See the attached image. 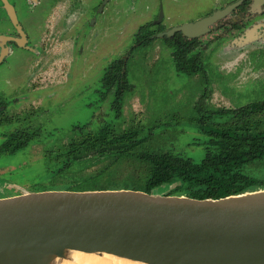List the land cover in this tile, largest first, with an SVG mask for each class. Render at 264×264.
I'll use <instances>...</instances> for the list:
<instances>
[{
    "label": "rangeland",
    "instance_id": "rangeland-1",
    "mask_svg": "<svg viewBox=\"0 0 264 264\" xmlns=\"http://www.w3.org/2000/svg\"><path fill=\"white\" fill-rule=\"evenodd\" d=\"M146 1L153 0H113L106 7L105 18L92 14L91 22L96 20L92 31L73 28L78 41H83L80 44L83 53L73 54L75 57L68 64L69 73L66 76L63 74L64 77L59 76L56 81L43 83L53 79L54 60L45 65L42 63L35 70L33 62L26 60L27 54L23 51L13 60L0 62V100L10 102L7 114L21 115L17 122L0 126V145L6 139L4 134L16 127L38 128L40 132L37 137L39 141H32L16 153H0V191L51 185L46 153L66 141L75 124L90 122V126L96 127L107 121L115 124L117 129L129 125L140 126L142 136L147 137V148L180 153L201 161L206 154L205 128L211 122L220 123L229 119L228 115L220 117L218 113L212 118L206 117V109L197 107L203 91L216 92L218 98L211 94L210 102L220 108L264 101V55L251 68L247 58L248 67L245 68L244 60L239 63L242 51L222 54L219 49V54L205 61L203 73L191 75L178 71L164 46L156 44L157 47L135 50L129 59L127 69L132 88L124 95L123 115L115 117L110 103L113 93L106 98L100 94L104 73L102 54L107 48L119 44L121 53L128 49L131 42L129 34L140 20L135 17H138ZM165 1H169V5L168 2L165 4L166 14L173 11V6L178 9L175 20L198 17V10L208 2ZM114 16L119 17L117 21L112 18ZM122 24L124 29L120 32L112 27ZM59 40L63 43V39ZM35 80L37 84L42 82L38 89H34V85H37ZM36 95L39 97L36 98ZM24 99L28 100L24 102ZM210 106L206 103V107ZM202 118L207 121L203 122ZM257 119L262 122L259 128L264 131V114ZM126 168L120 164L116 171L129 173L130 169ZM245 171L255 178H264V157L247 164ZM169 188L162 187L167 191Z\"/></svg>",
    "mask_w": 264,
    "mask_h": 264
},
{
    "label": "water",
    "instance_id": "water-1",
    "mask_svg": "<svg viewBox=\"0 0 264 264\" xmlns=\"http://www.w3.org/2000/svg\"><path fill=\"white\" fill-rule=\"evenodd\" d=\"M71 253L126 264H264V187L220 197L133 186L0 191V264H57Z\"/></svg>",
    "mask_w": 264,
    "mask_h": 264
},
{
    "label": "flooded vegetation",
    "instance_id": "flooded-vegetation-1",
    "mask_svg": "<svg viewBox=\"0 0 264 264\" xmlns=\"http://www.w3.org/2000/svg\"><path fill=\"white\" fill-rule=\"evenodd\" d=\"M112 1L0 0V62L13 60L17 58L18 53L24 51L27 54L26 60L33 62L35 70H38L42 63L45 65L48 61L54 60L53 79L44 81V84L58 80L63 74L66 76L69 73L70 65L68 64L75 57L73 54L83 53V50H80V44H83V41H78L73 28L92 31L96 24V20L91 22L92 14L105 18L106 7H109ZM170 1L173 2V0ZM167 2L169 5V1ZM167 2L165 0L146 1L138 17H135L140 20L129 34L131 42L128 49L121 53L122 49L118 43L119 45L107 48L102 54L104 73L100 94L102 98H106L113 93L110 103L116 114L115 117L123 115L124 95L132 88L127 69L129 59L134 51L141 47L151 48L157 47L156 44H162L168 56L174 60L177 70L191 75L203 73L205 61L219 54V49L222 54L242 51L239 63L244 60L245 68L248 67L247 58L251 68L254 64L257 65L258 58L264 55V0H208L204 8L198 10L200 15L189 20H175L176 13H179L175 6L171 8L173 11L166 14ZM112 18L117 21L119 17ZM185 26L187 29L184 28ZM112 27L119 32L124 29V25ZM59 39H63V43L59 42ZM54 49L56 51H52ZM36 80L35 84H37ZM204 80L207 81V78ZM41 84L42 82L34 85V89H38ZM211 94L218 98L216 92L205 90L200 95L197 107L206 109L207 118H212L211 116L217 113L223 117L221 113H224L229 116V119L220 123L211 122L207 129L216 128L221 123L233 122L235 113L242 112L248 107H251L252 113H256V119L264 114V101L250 102L239 107L220 108L210 102ZM35 97L38 98L39 95ZM26 100L28 99H24V102ZM5 102L6 105H0V111L6 112L10 102ZM206 103L211 105L210 108L206 107ZM1 106L4 108L1 109ZM202 120L207 121L205 118ZM258 121L260 125L262 122ZM106 124L116 130L140 128V126L129 125L117 129L115 124L107 121L96 127L90 126V122L75 124L69 131L71 135L63 142L69 141L76 135L80 127L84 132H89ZM39 135L38 131L33 141H39L37 138ZM4 136L6 137V134Z\"/></svg>",
    "mask_w": 264,
    "mask_h": 264
},
{
    "label": "trees",
    "instance_id": "trees-1",
    "mask_svg": "<svg viewBox=\"0 0 264 264\" xmlns=\"http://www.w3.org/2000/svg\"><path fill=\"white\" fill-rule=\"evenodd\" d=\"M1 104L6 102L0 101ZM234 116L231 123L205 130L206 154L201 161L147 148V137L142 136L143 129L139 127L116 130L106 124L89 132L80 127L69 141L46 153L51 178L48 186L78 189L133 186L148 190L170 187L168 191L173 193L202 197L264 187V178H255L245 171L247 164L264 157V131L258 128L259 121L251 107ZM20 118L19 113L0 111V125L13 124ZM38 131L21 127L10 130L0 145V153H16L25 148L35 140ZM120 164L130 172H117Z\"/></svg>",
    "mask_w": 264,
    "mask_h": 264
},
{
    "label": "bare ground",
    "instance_id": "bare-ground-1",
    "mask_svg": "<svg viewBox=\"0 0 264 264\" xmlns=\"http://www.w3.org/2000/svg\"><path fill=\"white\" fill-rule=\"evenodd\" d=\"M57 264H126L117 258L71 253L70 260H58Z\"/></svg>",
    "mask_w": 264,
    "mask_h": 264
}]
</instances>
